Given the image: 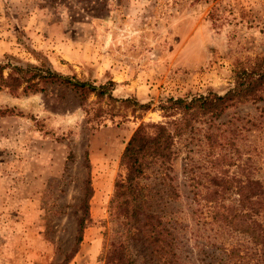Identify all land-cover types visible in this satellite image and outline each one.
Wrapping results in <instances>:
<instances>
[{"label":"rangeland","instance_id":"374dc122","mask_svg":"<svg viewBox=\"0 0 264 264\" xmlns=\"http://www.w3.org/2000/svg\"><path fill=\"white\" fill-rule=\"evenodd\" d=\"M31 50L62 75L94 85L110 80L112 95L151 106L188 92L222 93L233 68L264 55V0H0V60L8 54L37 63ZM262 97L232 106L216 123L225 128L221 167L264 183ZM94 99L88 96L85 115L62 85L16 97L0 89V110L18 113L0 114V264H102L98 220L106 217L119 155L139 122L165 118L158 110L120 117L105 108L92 116ZM175 149L180 255L185 264H206L219 232L201 192L216 168L198 129ZM87 178L94 222L74 245Z\"/></svg>","mask_w":264,"mask_h":264},{"label":"trees","instance_id":"16d2710c","mask_svg":"<svg viewBox=\"0 0 264 264\" xmlns=\"http://www.w3.org/2000/svg\"><path fill=\"white\" fill-rule=\"evenodd\" d=\"M30 52L37 63H22L12 55L3 54L0 89L16 97L42 92L47 85L58 84L76 93L85 115L90 112L91 101L87 98L93 95V103L99 105L90 113L92 116L99 115L105 108L115 109V113L109 115L120 117L127 112L141 117L147 110H158L165 118V121L139 122L125 142L107 201L106 217L98 220L103 227L98 261L102 264H185L178 247L181 238L176 235L179 228L176 203L180 190L174 181L173 160L176 141L198 129L209 155L214 156L209 161L216 168L208 178L211 185L203 184L201 192L205 216L219 232L206 264H264V183L253 177L240 179L228 175V170L221 167L220 161L225 162L226 158L217 150L226 143L225 128L223 122L216 123L232 106L263 99L264 55L233 68V84L222 93L188 92L159 99L151 106V101L112 95L110 80L94 85L62 75L51 68L45 57H39L34 50ZM13 112V108L0 110L1 115L18 114ZM197 124L205 125L196 128ZM199 182L192 179L193 187ZM82 194L83 213L76 221L74 245L80 242L83 227L94 222L87 214V201L91 196L88 178ZM109 224L113 226L110 228ZM229 235L234 236V240L228 241Z\"/></svg>","mask_w":264,"mask_h":264}]
</instances>
